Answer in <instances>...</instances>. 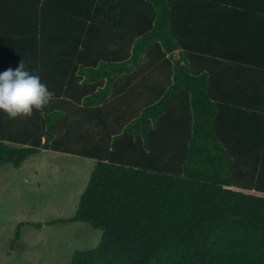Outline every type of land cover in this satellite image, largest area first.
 I'll use <instances>...</instances> for the list:
<instances>
[{"label":"trees","instance_id":"obj_1","mask_svg":"<svg viewBox=\"0 0 264 264\" xmlns=\"http://www.w3.org/2000/svg\"><path fill=\"white\" fill-rule=\"evenodd\" d=\"M21 62L53 96L0 112V164L94 162L46 222L90 226L68 264H264V0H0V72ZM100 74H130L117 99L140 74L171 82L115 105L90 93Z\"/></svg>","mask_w":264,"mask_h":264},{"label":"rangeland","instance_id":"obj_2","mask_svg":"<svg viewBox=\"0 0 264 264\" xmlns=\"http://www.w3.org/2000/svg\"><path fill=\"white\" fill-rule=\"evenodd\" d=\"M93 165L49 150L28 157L18 168L0 164V264H68L74 250L97 244L88 243L84 227L90 226L85 223L46 224L74 214Z\"/></svg>","mask_w":264,"mask_h":264},{"label":"clouds","instance_id":"obj_3","mask_svg":"<svg viewBox=\"0 0 264 264\" xmlns=\"http://www.w3.org/2000/svg\"><path fill=\"white\" fill-rule=\"evenodd\" d=\"M52 96L47 85L24 62L0 72V112L10 119L30 116L34 109L48 105Z\"/></svg>","mask_w":264,"mask_h":264},{"label":"crops","instance_id":"obj_4","mask_svg":"<svg viewBox=\"0 0 264 264\" xmlns=\"http://www.w3.org/2000/svg\"><path fill=\"white\" fill-rule=\"evenodd\" d=\"M178 56L179 55L176 52L175 53L176 60ZM108 76L110 77L105 76V74H100L99 76H97L95 79L97 88H92L90 93L100 94L101 96L106 95L107 103L113 102L114 99H116L118 102H116L115 105H117V103L118 104L120 103L119 99L121 98L117 99V97H114V96H116L117 95L116 92L121 87H123L124 83L128 80V76H130V74L118 75L117 82H116V74H108ZM139 77L140 78L137 79V81L130 82V84L121 93H119L120 96H125V94L128 93V90H130V88L136 89L134 93H137V94L132 93V98L125 97L121 99V101H124L123 103L129 104L133 101V98L134 100H140L142 98V102H141L142 106L147 105V104L150 105L151 101H154V100L153 99L150 100L149 96L150 95L154 96L155 93H158V95L160 96L161 89H163L164 86H168L171 82L170 74H143V75L140 74ZM85 78L86 77L83 76L81 77V80H84ZM135 84H137L136 87H135ZM154 89H156V92H154ZM139 94L141 95V97L140 98L136 97ZM132 103H135L137 105L135 101H133ZM179 109L180 108H178L177 105L175 104V107L173 108L174 112L177 113Z\"/></svg>","mask_w":264,"mask_h":264}]
</instances>
